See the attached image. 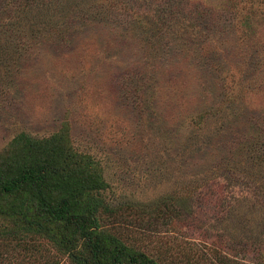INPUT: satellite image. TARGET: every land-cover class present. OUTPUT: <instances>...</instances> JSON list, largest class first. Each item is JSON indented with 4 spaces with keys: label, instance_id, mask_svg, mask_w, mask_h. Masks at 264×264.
Segmentation results:
<instances>
[{
    "label": "rangeland",
    "instance_id": "obj_1",
    "mask_svg": "<svg viewBox=\"0 0 264 264\" xmlns=\"http://www.w3.org/2000/svg\"><path fill=\"white\" fill-rule=\"evenodd\" d=\"M11 2L22 9L0 16V151L68 120L127 246L159 264H264V0L248 32L245 0L230 1L234 21L225 0H0V12ZM199 2L219 28L172 43L168 30L161 49L146 29L158 6L175 25ZM32 246L0 240V264H73L45 240Z\"/></svg>",
    "mask_w": 264,
    "mask_h": 264
},
{
    "label": "trees",
    "instance_id": "obj_2",
    "mask_svg": "<svg viewBox=\"0 0 264 264\" xmlns=\"http://www.w3.org/2000/svg\"><path fill=\"white\" fill-rule=\"evenodd\" d=\"M226 1L228 5L223 4L221 9L233 21L237 20L239 6L231 4V0ZM255 1L259 0H245L244 3L249 8L241 20L247 32L251 28V17H254L251 15L254 9L250 5ZM175 4L163 7L170 9ZM113 5L117 2L110 3L108 14L114 12ZM21 9L18 2H11L0 16L11 18ZM161 10L159 6L156 9V13L160 11L161 18L146 28L149 27L151 35L157 37L156 42L161 49L166 47L162 42L168 30L173 35L167 42H182L189 32L194 35L195 30L198 33L202 30L210 32L217 28H213L214 25L220 23L211 16L212 10L200 2L193 4L191 16L179 15L175 25L166 20L172 18L175 11L165 14ZM64 15L73 18L76 24L86 20L75 11ZM257 76L263 79L264 73ZM256 153L264 157V140L257 142ZM107 189L99 164L74 148L68 120L46 137L20 133L0 151V219L11 224L9 229L0 231V240H11L16 247L21 246L25 250L30 245L35 248L36 239L45 240L67 255L73 264H159L145 253L127 246L110 231L115 227V224H110L116 211L106 200Z\"/></svg>",
    "mask_w": 264,
    "mask_h": 264
}]
</instances>
